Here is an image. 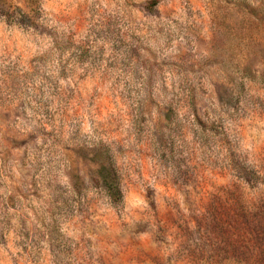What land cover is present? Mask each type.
I'll return each mask as SVG.
<instances>
[{"label":"rangeland","instance_id":"rangeland-1","mask_svg":"<svg viewBox=\"0 0 264 264\" xmlns=\"http://www.w3.org/2000/svg\"><path fill=\"white\" fill-rule=\"evenodd\" d=\"M0 264H264V0H0Z\"/></svg>","mask_w":264,"mask_h":264},{"label":"trees","instance_id":"trees-1","mask_svg":"<svg viewBox=\"0 0 264 264\" xmlns=\"http://www.w3.org/2000/svg\"><path fill=\"white\" fill-rule=\"evenodd\" d=\"M112 182L108 181L105 183L106 185V189L108 190L109 193L115 194V195H119L120 196V189L117 186V184L115 183V179L112 177Z\"/></svg>","mask_w":264,"mask_h":264}]
</instances>
